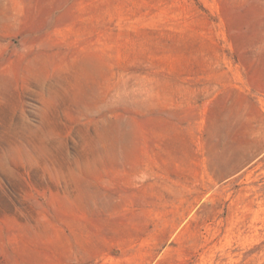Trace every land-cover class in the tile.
I'll return each mask as SVG.
<instances>
[{
  "label": "rangeland",
  "instance_id": "374dc122",
  "mask_svg": "<svg viewBox=\"0 0 264 264\" xmlns=\"http://www.w3.org/2000/svg\"><path fill=\"white\" fill-rule=\"evenodd\" d=\"M0 264H264V0H0Z\"/></svg>",
  "mask_w": 264,
  "mask_h": 264
}]
</instances>
